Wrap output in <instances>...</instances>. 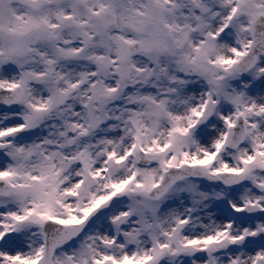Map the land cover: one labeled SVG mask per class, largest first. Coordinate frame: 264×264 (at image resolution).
<instances>
[{
  "label": "snow or ice",
  "instance_id": "snow-or-ice-1",
  "mask_svg": "<svg viewBox=\"0 0 264 264\" xmlns=\"http://www.w3.org/2000/svg\"><path fill=\"white\" fill-rule=\"evenodd\" d=\"M0 264H264V0H0Z\"/></svg>",
  "mask_w": 264,
  "mask_h": 264
}]
</instances>
